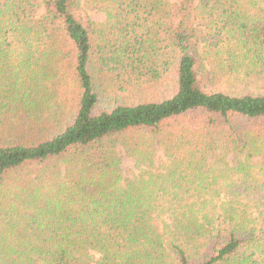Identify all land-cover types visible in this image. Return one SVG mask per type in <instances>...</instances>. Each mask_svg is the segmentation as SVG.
Returning a JSON list of instances; mask_svg holds the SVG:
<instances>
[{"label": "trees", "instance_id": "16d2710c", "mask_svg": "<svg viewBox=\"0 0 264 264\" xmlns=\"http://www.w3.org/2000/svg\"><path fill=\"white\" fill-rule=\"evenodd\" d=\"M0 264H264V0H0Z\"/></svg>", "mask_w": 264, "mask_h": 264}, {"label": "rangeland", "instance_id": "374dc122", "mask_svg": "<svg viewBox=\"0 0 264 264\" xmlns=\"http://www.w3.org/2000/svg\"><path fill=\"white\" fill-rule=\"evenodd\" d=\"M87 12L90 16V18L96 22H101L104 20L105 18V14L103 11H98V10H93V9H87ZM9 116V113H6ZM11 137V136H9ZM237 161V158H229V163L234 165ZM132 159L131 158H127L123 156V163H122V167H130L132 166Z\"/></svg>", "mask_w": 264, "mask_h": 264}]
</instances>
